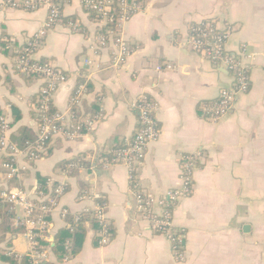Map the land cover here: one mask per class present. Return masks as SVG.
<instances>
[{"label":"crops","instance_id":"0c3cea01","mask_svg":"<svg viewBox=\"0 0 264 264\" xmlns=\"http://www.w3.org/2000/svg\"><path fill=\"white\" fill-rule=\"evenodd\" d=\"M137 3V13L122 24L120 34L130 54L119 66L111 63L114 36L93 52L104 23L90 18L82 0L64 4L63 21L46 33L33 58L47 60L67 76L51 98L52 111L65 117L66 131L51 141L43 157L20 159L17 178L7 179L0 166V190L32 191L39 176L52 185L65 182L66 190L49 216L51 233L65 225L63 208L73 217L92 211L96 198H103L108 242L99 244L88 226L80 251L64 264H264V0ZM46 15L45 6L27 10L0 0V38L6 36L10 52L43 26ZM202 20L229 28L226 51L249 65L247 91L238 93L228 112L215 120L202 114L201 104L232 88L234 78L226 66L189 47V27ZM70 21L79 29H72ZM10 52L0 49V113L12 122L10 140H17L22 128L36 133L33 101L42 82L17 74ZM79 86L75 107L82 120L98 110L102 117L90 127L82 122L77 131L70 126L81 123L79 119L69 120ZM144 96L154 105L156 139L132 170L108 163L112 150L139 128L134 104ZM67 161L72 167L66 171L61 165ZM188 168L189 193L150 208L171 213L172 230L180 237L175 247L168 232L153 229L135 194L144 191L160 198L183 185ZM17 207L12 206L11 225L24 215ZM7 247L21 256L28 251L22 233L8 231L0 213V249ZM179 250L184 258L177 262ZM48 254L47 260L58 264Z\"/></svg>","mask_w":264,"mask_h":264},{"label":"built area","instance_id":"2783aa9c","mask_svg":"<svg viewBox=\"0 0 264 264\" xmlns=\"http://www.w3.org/2000/svg\"><path fill=\"white\" fill-rule=\"evenodd\" d=\"M6 4L12 8H23L33 10L41 6L47 9L46 20L43 26L24 44L21 55L15 57L17 68L20 72L39 76L42 84L39 87L40 105L36 108L40 116V122L37 123V137L33 143H27L26 147L19 148L10 140L9 133L11 131L10 120L6 114L0 113V166L4 170L7 179L17 178L20 173L19 160L26 159L35 161L43 157L47 151V145L59 134L65 133L66 129L62 125L65 117L57 112L49 111L52 94L56 89L67 81L66 74L59 68L50 63H42L33 58V54L43 42L46 33L59 24L62 16L61 9L69 0H5ZM84 7L89 8L96 14L97 23H113L115 31H109L110 36H114V51L111 56L113 66L121 65L130 54L129 45L121 36L120 32L122 24L129 20L139 10L137 0H82ZM72 28L75 22H67ZM103 24V25H104ZM230 36L229 28L220 29L213 20H202L198 23L191 24L189 27L188 45L196 53L205 56L213 63L219 62L226 66L232 73L234 78V86L232 88H223L220 90L219 96L211 103H202L200 111L202 114L215 120L225 115L238 93H244L249 86V65L242 61L241 56L227 52L225 43ZM107 38L104 35H97L95 43L92 46L93 52L98 53V48H104ZM33 59L35 61H33ZM88 63V62H87ZM165 68H171L169 64L164 65ZM158 71L162 70L161 66H157ZM82 88L76 87L72 96V103L78 104L80 92ZM153 103L145 96L141 97L134 104L135 110L138 112L139 128L135 134L126 141L122 146L115 147L108 163L126 164L130 170L139 165L144 159L147 146L157 137V127L154 123ZM69 121H78L81 123L72 124L73 130H80L87 125L90 127L95 121L102 117L101 110H98L90 118L73 117L70 112ZM67 119V118H66ZM5 158V159H3ZM72 166V165H70ZM188 168L183 174V185L180 188L167 190L165 194L156 198L153 194L139 191L136 195L137 207L146 212L145 218L150 220L153 229L158 232H168L167 236L175 247L180 243V237L172 230L171 213L168 210L153 211L150 208L163 204L166 198L175 201L182 196H186L189 191V174ZM189 172V173H188ZM49 193L25 189H1L0 202L7 203L11 209L12 206H20L23 208L24 215L19 221L25 230L22 233L28 244L30 264H42L48 259L49 252L41 249L36 242L39 233L50 226L49 216L57 204V197L65 191V182H59L54 187L51 180H47ZM35 201H38L36 204ZM40 202V204H39ZM85 211H88L87 209ZM94 216L100 226L98 240L99 244H105L109 240V224L104 216V204L96 203L93 208ZM68 214L66 209L61 210V217L65 218ZM81 213L73 215L74 221L79 219ZM74 229L71 228V231ZM14 254L21 256L13 249L7 251V255ZM71 256H65L64 260L68 261ZM184 258L181 250L177 251L176 259L180 262Z\"/></svg>","mask_w":264,"mask_h":264},{"label":"trees","instance_id":"16d2710c","mask_svg":"<svg viewBox=\"0 0 264 264\" xmlns=\"http://www.w3.org/2000/svg\"><path fill=\"white\" fill-rule=\"evenodd\" d=\"M88 13L89 16L92 20H95L96 18V14L94 13L93 10L89 9V8H85ZM63 16H61L60 18V22L63 21ZM69 20H74V19H69ZM74 22V21H72ZM76 28V30L79 29V26L77 25L76 27H73L72 29ZM115 31V26L113 23H106L104 24V26L102 27L101 30H99L98 34L99 35H104L107 39L109 36V31ZM6 36H3L0 38V49L5 52V53H9L10 50L7 48V44L8 41L5 39ZM25 46L24 42L20 43V45H18V47H16L15 51L10 52V56L12 58V68L13 70L17 73L20 74L24 77H29V78H36L39 79V76L36 75H32V74H26V73H22L18 70L17 68V62L15 61V57L17 55H21L23 47ZM33 61H35L33 59ZM39 62L42 63H46L47 60H38ZM40 96L39 93L37 92L36 97L34 98V104L33 107L36 109L39 105H40ZM72 108H74V110H72V114L74 118H77L80 116L79 112H77L79 109L78 107H75V104L71 105ZM77 110V111H76ZM49 111L52 113V105H49ZM36 113V112H35ZM37 116V123L40 122L39 119V113H36ZM153 117V114H152ZM18 119V116H14V120L16 121ZM154 120V117H153ZM12 122L10 121V125ZM155 123V120H154ZM156 125V123H155ZM37 128V127H36ZM37 137V132L34 134L31 130H28L26 128H22L20 130L19 136L17 140H11L13 143H15L19 148H24L26 147L27 143H33L35 141ZM51 143V142H50ZM50 143L47 145V151L50 148ZM124 144V143H123ZM122 144V145H123ZM122 145H119L117 147H120ZM5 159V158H3ZM1 161V159H0ZM69 162H64L62 163L61 167L64 168V170H68L69 168H71L72 166H69L68 164ZM68 164L67 168L66 165ZM38 182H37V186L35 187L36 191H41L45 193H49V186H47V177H40L38 178ZM57 183H53V187L56 185ZM66 183H65V190H66ZM1 191V190H0ZM98 203L100 204H105V202L103 201V198L99 197L96 198ZM36 204H38V201H35ZM40 204V202H39ZM0 213L2 214V216L4 215L5 217V227L8 231L10 232H20L23 233L25 228L21 223H17V224H12L11 225V218L13 217V211L12 209L9 207V205L7 203L4 202H0ZM65 225L64 227L60 228L59 230H57L55 233H51V229L50 226L48 228H46L45 230H43L42 232L39 233V236L36 238V242L37 245L41 248V249H46L48 250V252L50 251L51 253H53L56 257H57V263L58 264H64V257L65 256H75L81 248V245L83 243V240L86 236L87 230H88V226L92 227V229L95 232V236H96V240L98 241L100 238L99 235V231H100V226L98 225L97 219L94 216V212L92 211H82L79 219L74 221L73 217L70 216H66L65 218ZM50 221V219H49ZM71 228H73L74 230L71 231ZM110 228V227H109ZM54 236V241H50V236ZM109 237H110V233H109ZM9 249L12 248H5V249H0V264H30V258H29V254L25 253L22 256L17 257L14 254H10L7 255V251ZM42 264H56L52 261L49 260H44L42 262Z\"/></svg>","mask_w":264,"mask_h":264},{"label":"rangeland","instance_id":"374dc122","mask_svg":"<svg viewBox=\"0 0 264 264\" xmlns=\"http://www.w3.org/2000/svg\"><path fill=\"white\" fill-rule=\"evenodd\" d=\"M216 25L218 26V24H217V22H216ZM219 27V26H218ZM220 28V27H219ZM220 29H223V28H220ZM228 40V39H227ZM226 43H227V41H226ZM226 43H225V45H226ZM36 132H37V129H36ZM27 161H29V160H27ZM30 162H32V161H30ZM15 189H19V188H15ZM17 209H18V211H20L21 209H20V207H17Z\"/></svg>","mask_w":264,"mask_h":264},{"label":"water","instance_id":"95a60500","mask_svg":"<svg viewBox=\"0 0 264 264\" xmlns=\"http://www.w3.org/2000/svg\"><path fill=\"white\" fill-rule=\"evenodd\" d=\"M243 229H244V231H246L248 229V226H245ZM49 240L52 241L53 240V236H51Z\"/></svg>","mask_w":264,"mask_h":264}]
</instances>
